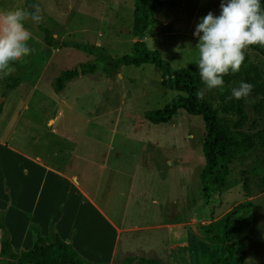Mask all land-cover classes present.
Segmentation results:
<instances>
[{
  "label": "rangeland",
  "instance_id": "1",
  "mask_svg": "<svg viewBox=\"0 0 264 264\" xmlns=\"http://www.w3.org/2000/svg\"><path fill=\"white\" fill-rule=\"evenodd\" d=\"M31 1L39 4L43 17L39 24H25L32 33V51L14 65V73L0 79V242L8 240L11 252L18 254L30 249L28 238L36 232L49 239L53 224H63L58 215L73 200H65L60 180L35 175L34 165L14 149L75 175L115 224L143 229L138 233L147 242L142 250L162 257L160 247L167 241L175 244L173 251L166 250L171 255L165 264H211L224 258L228 264H264V149L236 156L225 186L206 205L199 181L201 118L178 110L168 123L147 122L143 113L161 109L175 93L159 86L160 71L154 66L113 62L131 54L133 0ZM24 2L0 0V10L24 8ZM161 2L156 22L141 40L173 69L197 67L195 28L209 12L220 14L221 0ZM245 55L264 76V60L249 49ZM85 64L94 66L91 75H78L60 92L55 90L52 83L61 72ZM218 89L205 90L213 105ZM254 103L245 99L250 118ZM259 123L264 129V116ZM15 162L26 164L30 175H20ZM75 195L71 197L77 201ZM12 201L14 206L8 207ZM81 221L75 242L87 241L93 248L98 244L92 238L96 218L82 208L73 223ZM166 224L178 228L169 236L158 229ZM138 251L137 257L132 253L126 258L127 264L153 257Z\"/></svg>",
  "mask_w": 264,
  "mask_h": 264
},
{
  "label": "trees",
  "instance_id": "2",
  "mask_svg": "<svg viewBox=\"0 0 264 264\" xmlns=\"http://www.w3.org/2000/svg\"><path fill=\"white\" fill-rule=\"evenodd\" d=\"M30 2V3H29ZM264 9V0H260ZM24 8L32 11L31 0H25ZM161 0H133L131 35L135 40L131 43V54L113 60L116 66H133L149 64L160 71L159 86L175 93L174 97L161 109L146 111L144 119L153 124L168 123L178 110H183L191 116L202 120L204 137L201 143L203 167L199 173L201 195L206 205L210 197L218 193L226 183L228 167L236 156H244L256 150L264 149V129H260V120L264 116V76L261 70L245 55V60L239 72L231 71L223 77V87L217 90L218 102L213 105L203 97L198 99L196 93L201 90L198 68L185 66L173 69L161 58L157 51L150 50L141 40L147 26L156 22V15L161 11ZM264 60V47L250 46ZM94 66L85 64L78 69L66 70L52 83L57 92L63 84L78 75H91ZM234 82L250 83L253 85L249 96L255 103L252 106V117L245 109V99H229ZM230 215L225 217L224 237L228 238ZM0 225V229H1ZM224 238V239H225ZM218 239V237H213ZM227 244V241H226ZM227 249L230 247L227 244ZM141 264H162L156 258L142 259ZM224 258L211 264H228ZM0 264H94L80 258L77 253L64 243L56 233L50 238L43 239L36 232L32 246L27 251L18 254L11 252L8 240L0 242ZM106 264V263H98ZM121 264H127L126 258Z\"/></svg>",
  "mask_w": 264,
  "mask_h": 264
},
{
  "label": "clouds",
  "instance_id": "3",
  "mask_svg": "<svg viewBox=\"0 0 264 264\" xmlns=\"http://www.w3.org/2000/svg\"><path fill=\"white\" fill-rule=\"evenodd\" d=\"M25 8L0 10V79L16 71L14 65L31 53L32 33L25 27L28 21L42 22L39 4ZM198 38L195 48L200 80L205 88L196 96L203 99L205 90L223 87V77L230 71H240L250 46L264 47V9L260 0H221L218 16L209 12L195 28ZM253 85L241 82L233 88L229 99H247Z\"/></svg>",
  "mask_w": 264,
  "mask_h": 264
},
{
  "label": "crops",
  "instance_id": "4",
  "mask_svg": "<svg viewBox=\"0 0 264 264\" xmlns=\"http://www.w3.org/2000/svg\"><path fill=\"white\" fill-rule=\"evenodd\" d=\"M32 3V1H31ZM51 121V120H50ZM49 121V124L51 123ZM20 159L24 160L25 162H28L29 164H33L35 171H32L35 175H52L54 179L60 180L63 187V192H66V201H73V204L69 202H66L65 208L62 210V212L58 215L59 220L63 221V224L57 228L55 224H53L52 233H56L58 237L66 244H68L70 247L77 240L74 239L75 230L78 228L80 229V226L84 225L83 222H79L78 224L74 225L73 222H75V216L78 214V212L84 208L92 213V215L96 218L95 229L96 231H93V237L97 245L95 247L90 248V246L87 245V241H81L77 244L76 249H72L77 253V255L82 258L84 261L88 263H106V264H112L117 263L119 264L120 261L127 258L128 256H138L135 251L140 252V254H145L150 252V255L153 256L152 258H157L160 262L163 264L166 263L165 259L170 257V253L166 252V250L173 251L175 248V244H171L167 241V245L165 244L164 247H160V253L162 254V257H158L155 251L153 250H142V247H144V243L146 240L139 238V232H142L143 229L140 228H134L129 226H118L115 224L108 216L104 214V212L95 204V202L89 198V196L86 194V192L83 190V186H81L77 180L75 175L67 174V172L63 171L64 167L61 168H55L53 166H49L44 164L38 157H35L31 159L29 156H27L24 153H21L19 151H16L14 149H11ZM19 167L20 175H30L31 169L26 164H19L16 163ZM15 168V165H14ZM2 175H5V168L2 169ZM36 170H39L36 172ZM50 186L48 187V192H50ZM20 188V184H17V188L15 189V192L18 193V189ZM4 190H8V188H4ZM47 192V193H48ZM57 192V191H56ZM75 194H77L79 197H77ZM75 195L77 197L76 199L72 198L71 196ZM47 196L45 198L47 206ZM78 199H80L78 201ZM64 200V201H65ZM12 205L9 203L7 204L8 207L14 206V202H11ZM71 204V205H70ZM1 225V224H0ZM2 226V229H4V226ZM31 228L36 227L35 225H29ZM29 226L26 227L29 229ZM123 227V228H122ZM163 228L166 229L167 234L170 236L171 233L177 229L178 227H175V224H166L159 226L158 229ZM38 230V229H37ZM31 231V230H30ZM29 233V232H28ZM99 235V237L96 235ZM27 234V233H26ZM39 235V233H38ZM40 236V235H39ZM29 237V236H28ZM36 237V235H35ZM34 236H30L28 240L30 239V243H33ZM41 237V236H40ZM48 237V234L46 237H41L43 239H46ZM142 237V236H141ZM74 239V242H73ZM143 241V242H142ZM179 245V244H177ZM138 248V250H137ZM164 252V253H163ZM87 254V255H85ZM90 254V255H89ZM92 257V258H88ZM174 260V259H173Z\"/></svg>",
  "mask_w": 264,
  "mask_h": 264
}]
</instances>
